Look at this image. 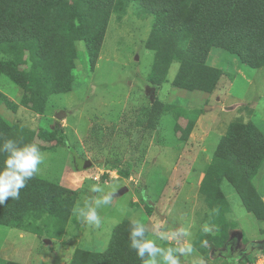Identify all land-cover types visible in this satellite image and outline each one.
Masks as SVG:
<instances>
[{
    "label": "rangeland",
    "instance_id": "rangeland-1",
    "mask_svg": "<svg viewBox=\"0 0 264 264\" xmlns=\"http://www.w3.org/2000/svg\"><path fill=\"white\" fill-rule=\"evenodd\" d=\"M135 9L131 5L125 16H111L92 73L85 46L78 43L80 60L72 91L51 96L42 114L20 106L23 89L9 77H0V92L19 106L13 112L0 103V117L35 134L42 154L37 176L79 191L75 209L85 202L95 207L96 198L115 189L112 203L97 209L99 227L78 219L75 211L61 239L0 226L1 259L70 264L77 249L104 252L114 228L125 219L142 222L147 238L161 247L185 248L173 253L179 264H229L234 260L257 264L264 258V222L245 210L226 181L221 186L230 206L225 218L238 226L229 227L230 238L235 243L234 234L241 233L243 245L263 241V246L243 258L236 253L221 254L215 247H209L204 256L193 246L202 228L210 231L200 184L229 125L236 120L252 121L264 133V68H249L225 50L213 48L207 64L225 74L211 95L174 89L178 63L171 66L168 82L156 89L147 82L155 55L147 47L154 18H138ZM21 74L28 76L27 71ZM151 98L187 111L188 119L195 122L187 141L175 129L174 114L162 117L159 130L147 127ZM61 114L63 118L58 119ZM56 131L59 138H66L68 147L58 141ZM253 183L264 200V165ZM96 184L102 189L99 193L91 190ZM125 187L128 192L117 196ZM177 226L180 234L174 233ZM161 233L167 239L161 240Z\"/></svg>",
    "mask_w": 264,
    "mask_h": 264
},
{
    "label": "trees",
    "instance_id": "trees-1",
    "mask_svg": "<svg viewBox=\"0 0 264 264\" xmlns=\"http://www.w3.org/2000/svg\"><path fill=\"white\" fill-rule=\"evenodd\" d=\"M131 5L136 6L138 18H154L147 47L155 55L147 82L156 89L168 82L171 66L178 63L174 89L211 95L225 74L207 64L213 48L225 50L249 68H264V0H0V77H9L23 89L20 106L42 114L51 96L72 91L77 81L79 42L85 46L92 73L111 16H125ZM21 71H27L28 76ZM0 103L13 112L19 107L1 92ZM169 114L175 115V129L187 141L195 122L176 105L156 99L147 127L159 130L162 117ZM54 135L68 147L65 137L59 138L57 131ZM8 139L17 146L36 144L32 131L0 117V144ZM6 156L0 153V168ZM263 165L264 133L252 121H233L200 184L208 207L204 220L210 231L202 228L193 246L204 256L209 247H225L231 241L229 227H238L225 218L230 206L221 187L224 181L233 187L245 210L264 222V200L253 183ZM19 191V199L8 197L0 205V226L61 239L80 192L37 173ZM132 223L125 219L114 228L104 252L77 249L70 264H142L130 247ZM250 245L263 246L257 242ZM148 258L146 253L144 259ZM0 264L21 263L0 258Z\"/></svg>",
    "mask_w": 264,
    "mask_h": 264
},
{
    "label": "clouds",
    "instance_id": "clouds-1",
    "mask_svg": "<svg viewBox=\"0 0 264 264\" xmlns=\"http://www.w3.org/2000/svg\"><path fill=\"white\" fill-rule=\"evenodd\" d=\"M0 153H6L3 167L0 168V205H3L8 197L20 198V189L26 186V181L30 180L38 172V166L42 163V154L36 144H25L17 146L16 142L8 139L0 144ZM93 192H101L99 184L93 185ZM115 189L109 190L100 198L95 199V207L85 202L84 207H77L78 219H82L89 225L100 226L101 218L97 209L101 205H110ZM130 247L135 250L136 255L141 259L142 264H179V260L174 256V252H184L185 248H164L153 239L147 238L145 225L140 221H134L129 229ZM161 240L167 236L161 233ZM147 253L148 259H144ZM159 256V260H158Z\"/></svg>",
    "mask_w": 264,
    "mask_h": 264
},
{
    "label": "flooded vegetation",
    "instance_id": "flooded-vegetation-1",
    "mask_svg": "<svg viewBox=\"0 0 264 264\" xmlns=\"http://www.w3.org/2000/svg\"><path fill=\"white\" fill-rule=\"evenodd\" d=\"M236 236V242L234 243L232 238L231 241L221 249V254L228 253L233 255L236 253L238 257H245L248 254L252 253L255 249L262 246H253V245H243L242 242L239 243V233L234 234ZM263 245V244H262Z\"/></svg>",
    "mask_w": 264,
    "mask_h": 264
},
{
    "label": "water",
    "instance_id": "water-1",
    "mask_svg": "<svg viewBox=\"0 0 264 264\" xmlns=\"http://www.w3.org/2000/svg\"><path fill=\"white\" fill-rule=\"evenodd\" d=\"M151 101H152V103H154L155 102V100L153 99V98H151ZM63 114H61V115H59L58 116V119H62L63 118ZM91 163L89 162L88 163V167H91ZM128 192V188L127 187H125V188H123L118 194H117V196H122V195H124V194H126ZM180 231H181V227L180 226H177L175 229H174V233L175 234H180ZM181 236L183 237V234H181ZM238 239H239V243L240 242H242V234L241 233H239V237H238ZM48 241V240H47ZM259 244H263V241H261V242H258Z\"/></svg>",
    "mask_w": 264,
    "mask_h": 264
},
{
    "label": "built area",
    "instance_id": "built-area-1",
    "mask_svg": "<svg viewBox=\"0 0 264 264\" xmlns=\"http://www.w3.org/2000/svg\"><path fill=\"white\" fill-rule=\"evenodd\" d=\"M94 179L97 180V179H99V177L97 176V177H95ZM257 264H264V258H263V259H259V260L257 261Z\"/></svg>",
    "mask_w": 264,
    "mask_h": 264
},
{
    "label": "crops",
    "instance_id": "crops-1",
    "mask_svg": "<svg viewBox=\"0 0 264 264\" xmlns=\"http://www.w3.org/2000/svg\"><path fill=\"white\" fill-rule=\"evenodd\" d=\"M70 224V223H69ZM69 226V225H68ZM68 228V227H67ZM67 230V229H66Z\"/></svg>",
    "mask_w": 264,
    "mask_h": 264
}]
</instances>
